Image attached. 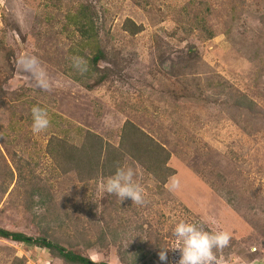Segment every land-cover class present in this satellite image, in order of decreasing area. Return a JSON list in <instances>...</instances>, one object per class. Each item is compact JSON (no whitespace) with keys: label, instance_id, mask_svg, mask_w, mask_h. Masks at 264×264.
Listing matches in <instances>:
<instances>
[{"label":"rangeland","instance_id":"rangeland-1","mask_svg":"<svg viewBox=\"0 0 264 264\" xmlns=\"http://www.w3.org/2000/svg\"><path fill=\"white\" fill-rule=\"evenodd\" d=\"M24 54L51 91L20 70ZM35 105L51 121L39 134ZM128 122L164 149L163 190ZM120 145L143 205L104 191ZM181 220L230 233L215 264H264V0H0V226L95 261L164 264ZM0 264L68 263L0 237Z\"/></svg>","mask_w":264,"mask_h":264},{"label":"clouds","instance_id":"clouds-1","mask_svg":"<svg viewBox=\"0 0 264 264\" xmlns=\"http://www.w3.org/2000/svg\"><path fill=\"white\" fill-rule=\"evenodd\" d=\"M73 67L78 71H86V61L83 58L73 57ZM20 70L27 74L30 82L42 91H51L52 82L41 66L38 57L24 54L17 60ZM32 125L34 134L45 132L50 126L48 110L39 105L31 108ZM137 172L132 165L117 167L115 173L108 177L104 184V191L110 195H115L122 202L131 199L133 204L143 205L145 203V190L137 182L135 177ZM173 187L179 186V179L173 177L171 180ZM173 235L178 239L179 246L171 248H161L158 256L160 261L168 264L167 250H179L180 259L177 264H215V250H221L230 243L231 236L226 230L207 231L203 225L179 221L173 229Z\"/></svg>","mask_w":264,"mask_h":264},{"label":"trees","instance_id":"trees-1","mask_svg":"<svg viewBox=\"0 0 264 264\" xmlns=\"http://www.w3.org/2000/svg\"><path fill=\"white\" fill-rule=\"evenodd\" d=\"M121 136L126 139L127 144L130 140L134 145H136V152L138 153L137 157L140 161V164L143 166V168L145 166L147 170L152 172L153 177L156 178V181L158 183L157 188H161V190H163V186L166 182V177L168 176L170 171V168L166 166V161L164 159H161V151H164V149L157 143L153 142V140L149 136H147L130 122L124 124ZM135 138L141 139L142 141L137 142L138 140H136ZM86 139L96 141L95 147H97V149L93 150L92 153H95V151L97 150L99 151V149H103V143H101L100 137L98 138L97 136L88 134ZM121 147L124 146L120 145L119 149L112 148L111 146L106 148L105 165L107 166L109 174H114L117 167H120V165H122L121 159L124 154V150H121ZM128 155L132 156L130 153H128ZM142 157H144L145 160H142ZM0 237L17 242L35 244L37 246L46 248L50 252L56 253L58 257L63 259V261L68 264H108L103 261L92 260L89 257L70 251L57 242L46 239L45 237H32L23 232L11 231L1 226Z\"/></svg>","mask_w":264,"mask_h":264}]
</instances>
